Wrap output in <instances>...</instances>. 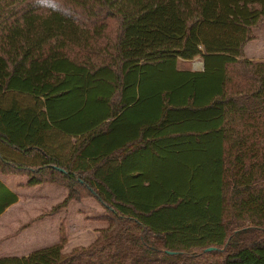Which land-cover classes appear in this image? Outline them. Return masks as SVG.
<instances>
[{
    "label": "trees",
    "instance_id": "trees-1",
    "mask_svg": "<svg viewBox=\"0 0 264 264\" xmlns=\"http://www.w3.org/2000/svg\"><path fill=\"white\" fill-rule=\"evenodd\" d=\"M262 23L264 0H0V171L66 187L35 219L91 197L107 222L0 264H264Z\"/></svg>",
    "mask_w": 264,
    "mask_h": 264
},
{
    "label": "rangeland",
    "instance_id": "rangeland-1",
    "mask_svg": "<svg viewBox=\"0 0 264 264\" xmlns=\"http://www.w3.org/2000/svg\"><path fill=\"white\" fill-rule=\"evenodd\" d=\"M254 32L255 37L246 45L245 54L251 58L264 59V23L255 27ZM0 60L2 61L1 58ZM197 60L203 62L201 56H197L191 60L181 59L179 65L184 68H197L194 66V62ZM1 61L0 68L3 65ZM2 80L0 71V87ZM52 184H38L44 186H39L34 190L29 188L21 190L23 197L19 214L21 216L11 222L8 221L5 226L0 228V246L3 244L10 246L7 254L12 253L16 245L33 251L57 243L60 239L62 222L65 223L67 231L64 251H69L77 245L90 244L98 237V230L107 225V222L98 218L101 214H105V209L95 198L91 197L81 202L71 201L59 212L35 219L43 212L49 211L52 205L63 200L67 194V190L63 186L55 184L65 193L45 187L53 186ZM2 254L0 253V255Z\"/></svg>",
    "mask_w": 264,
    "mask_h": 264
},
{
    "label": "crops",
    "instance_id": "crops-1",
    "mask_svg": "<svg viewBox=\"0 0 264 264\" xmlns=\"http://www.w3.org/2000/svg\"><path fill=\"white\" fill-rule=\"evenodd\" d=\"M194 69H197V68H194ZM0 91H1V87H0ZM0 179L10 189H12L13 191H15L19 194V199L17 201L13 202L12 204H10L3 212L0 213V228H1V227L5 226L6 223H8V221L11 222L12 220H15L21 216V215H19L20 214V205H21V202L23 199V197L21 195V190H23L24 188H29V189L34 190L39 186L46 185L47 183H45L44 185H34L31 187H26V186L23 187V184L26 183L28 180L27 176L18 175V174H4L1 171H0ZM52 185L53 186H45V187H50L54 190L65 193L63 190H61V188H58V186H56L57 184L55 185V183H53ZM59 186H61V185H59ZM8 247H10V246L5 245V244L0 246V253H3L2 255H0V258L4 257V256H23V255H27L29 252H31V251H28L27 249H23L22 246H20V245H16L13 248V252L10 254H7Z\"/></svg>",
    "mask_w": 264,
    "mask_h": 264
},
{
    "label": "water",
    "instance_id": "water-1",
    "mask_svg": "<svg viewBox=\"0 0 264 264\" xmlns=\"http://www.w3.org/2000/svg\"><path fill=\"white\" fill-rule=\"evenodd\" d=\"M204 68V61H203V66L201 68H197V69H203ZM213 247H208L207 249H212Z\"/></svg>",
    "mask_w": 264,
    "mask_h": 264
}]
</instances>
